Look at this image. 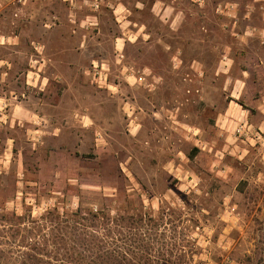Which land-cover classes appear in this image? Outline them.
I'll return each mask as SVG.
<instances>
[{
    "label": "rangeland",
    "instance_id": "rangeland-1",
    "mask_svg": "<svg viewBox=\"0 0 264 264\" xmlns=\"http://www.w3.org/2000/svg\"><path fill=\"white\" fill-rule=\"evenodd\" d=\"M154 1L0 0V254L82 209L142 213L121 238L153 254L264 264L263 39L232 0Z\"/></svg>",
    "mask_w": 264,
    "mask_h": 264
},
{
    "label": "trees",
    "instance_id": "trees-1",
    "mask_svg": "<svg viewBox=\"0 0 264 264\" xmlns=\"http://www.w3.org/2000/svg\"><path fill=\"white\" fill-rule=\"evenodd\" d=\"M239 104L243 106L242 102ZM195 151L199 152L198 149ZM11 215L13 219L21 220L16 214ZM109 215L103 211L83 212L82 209L70 214H61L56 209L50 211L44 222L33 221L38 224L33 231L27 230L28 235H24L22 244L27 251L21 252L19 244L16 246L19 250L12 248L11 254H0V264H189L192 260L190 255H195L185 254L183 250L186 246L183 244L174 246L181 254H153L157 249L168 247V243L157 237H149L145 241L139 234L132 233L121 238L122 224L127 222L130 229L137 228L135 224H142L144 220L142 213L128 218H111ZM6 222L14 225L13 220ZM159 226L155 223L152 227ZM21 233L20 229L13 231L11 237L14 243ZM121 244H126L129 249L125 250Z\"/></svg>",
    "mask_w": 264,
    "mask_h": 264
},
{
    "label": "crops",
    "instance_id": "crops-1",
    "mask_svg": "<svg viewBox=\"0 0 264 264\" xmlns=\"http://www.w3.org/2000/svg\"><path fill=\"white\" fill-rule=\"evenodd\" d=\"M153 4L154 7H157L159 4L164 5L163 9L160 10L159 12L161 16L162 15L166 16L169 13L170 7L166 5V3L155 0ZM159 7L160 6H158V8ZM220 10L222 12L230 14L232 17H236L237 23L240 17L248 19V22H250V24L247 25L246 29L243 30L242 33H240L239 31L235 32L237 36H243V37L244 35L245 36L247 35V37L260 36L262 37L263 39L262 42L264 43V0H232L227 4L225 8L222 5H220ZM255 18L260 19L259 24H255V23L253 24L251 22ZM139 79L141 80L142 77H139ZM142 80H144V78ZM10 99H11L10 100L11 104H14L13 98ZM6 101L7 103H9V99ZM3 103L6 102H3V98H0V109L2 108V105H4ZM2 115L4 114L0 112V116ZM5 125H3L2 122H0V133H1V129H3ZM14 143H15L14 136L7 135L6 137H2L0 134V146H3V152H4L0 154V158H4L3 156L9 157L10 154L13 153Z\"/></svg>",
    "mask_w": 264,
    "mask_h": 264
},
{
    "label": "built area",
    "instance_id": "built-area-1",
    "mask_svg": "<svg viewBox=\"0 0 264 264\" xmlns=\"http://www.w3.org/2000/svg\"><path fill=\"white\" fill-rule=\"evenodd\" d=\"M237 133H238V134H241V129H240V128L237 129Z\"/></svg>",
    "mask_w": 264,
    "mask_h": 264
}]
</instances>
